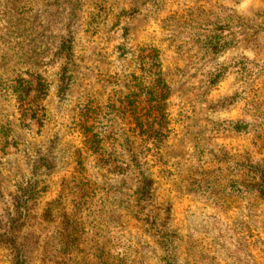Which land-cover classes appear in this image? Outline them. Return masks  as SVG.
<instances>
[{
    "label": "rangeland",
    "instance_id": "1",
    "mask_svg": "<svg viewBox=\"0 0 264 264\" xmlns=\"http://www.w3.org/2000/svg\"><path fill=\"white\" fill-rule=\"evenodd\" d=\"M0 264H264V0H0Z\"/></svg>",
    "mask_w": 264,
    "mask_h": 264
},
{
    "label": "trees",
    "instance_id": "2",
    "mask_svg": "<svg viewBox=\"0 0 264 264\" xmlns=\"http://www.w3.org/2000/svg\"><path fill=\"white\" fill-rule=\"evenodd\" d=\"M219 75V74H218ZM42 82L40 83L37 81L36 87H42ZM31 90H35V86L32 87L31 85H26V84H18V88L16 90V96L18 100L20 101V106H21V112L22 115H25L29 111L35 112L36 106H33L34 102L37 100L36 96L30 97V92Z\"/></svg>",
    "mask_w": 264,
    "mask_h": 264
}]
</instances>
